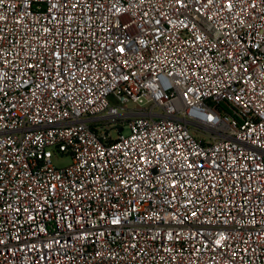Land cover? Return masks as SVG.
Returning a JSON list of instances; mask_svg holds the SVG:
<instances>
[{
  "label": "built area",
  "instance_id": "2783aa9c",
  "mask_svg": "<svg viewBox=\"0 0 264 264\" xmlns=\"http://www.w3.org/2000/svg\"><path fill=\"white\" fill-rule=\"evenodd\" d=\"M0 264H264V0H0Z\"/></svg>",
  "mask_w": 264,
  "mask_h": 264
},
{
  "label": "rangeland",
  "instance_id": "374dc122",
  "mask_svg": "<svg viewBox=\"0 0 264 264\" xmlns=\"http://www.w3.org/2000/svg\"><path fill=\"white\" fill-rule=\"evenodd\" d=\"M133 104L131 103H128L127 104V107L132 109L133 108ZM127 130L126 128L124 129V134H127ZM54 166L56 167H65L67 165H69L70 163V157L68 156H60V155H57L56 157H53V160H52Z\"/></svg>",
  "mask_w": 264,
  "mask_h": 264
}]
</instances>
